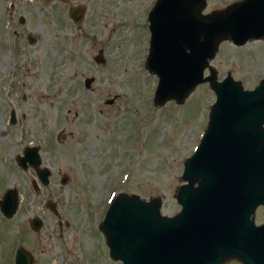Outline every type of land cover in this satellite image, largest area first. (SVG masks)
<instances>
[{
	"label": "rangeland",
	"instance_id": "374dc122",
	"mask_svg": "<svg viewBox=\"0 0 264 264\" xmlns=\"http://www.w3.org/2000/svg\"><path fill=\"white\" fill-rule=\"evenodd\" d=\"M206 1L204 12L233 0ZM76 3L85 6L79 23L68 15ZM152 3L0 0V197L14 185L20 198L14 215L0 210V264H14L20 244L32 264H119L98 225L113 189L159 197L162 213L180 208L174 194L183 160L201 136L215 92L201 82L183 102L153 104L158 77L145 65ZM99 48L104 62L94 58ZM210 64L219 79L230 72L255 84L264 76V37L222 40ZM35 143L51 170L47 185L16 159ZM34 215L43 219L38 230L29 223Z\"/></svg>",
	"mask_w": 264,
	"mask_h": 264
},
{
	"label": "water",
	"instance_id": "95a60500",
	"mask_svg": "<svg viewBox=\"0 0 264 264\" xmlns=\"http://www.w3.org/2000/svg\"><path fill=\"white\" fill-rule=\"evenodd\" d=\"M206 2L155 0L148 13L150 38L145 65L158 77L153 103L163 104L169 99L183 102L197 84L206 81L215 92V100L195 149L183 161L181 183L175 191L182 205L179 211L163 214L159 197L144 199L123 191L109 202L99 227L111 256L121 259V264H220L232 258L244 264H264V222L256 224L253 217L264 193V142L255 149H239L236 141L229 142L226 136L231 121L264 120V77L254 88H244L230 72L219 79L210 64L222 40L242 44L264 37V0H234L204 12ZM68 12L79 23L85 6L72 4ZM94 58L105 61L102 48ZM93 78L84 79L86 87ZM14 121L12 109L10 122ZM39 147L26 145L16 159L23 168L31 165L41 183L48 184L51 170L42 164ZM239 151L245 154L243 183L249 191L248 218L243 233L238 230L232 234L225 227L223 207L213 210L210 193L212 185H220V192L225 191L230 183L231 159ZM32 183L37 189V180L32 179ZM19 199L16 186L5 189L0 197L4 216L15 214ZM46 204L56 211L52 199ZM30 225L38 230L42 225L40 215L31 217ZM33 260L27 248L21 244L16 247L14 264H32Z\"/></svg>",
	"mask_w": 264,
	"mask_h": 264
},
{
	"label": "flooded vegetation",
	"instance_id": "af4514ba",
	"mask_svg": "<svg viewBox=\"0 0 264 264\" xmlns=\"http://www.w3.org/2000/svg\"><path fill=\"white\" fill-rule=\"evenodd\" d=\"M232 77L236 80H239L242 83L244 88L250 89V88L255 87L256 84L259 83V80L264 76L259 77L257 83L251 84V85L246 84L243 81L242 77L241 78L240 77H234V76H232ZM12 109H14V108H11V110ZM11 110H10V113H11ZM14 113H15V121L14 122H16L17 121V115L15 112V109H14ZM9 118H10V115H9ZM9 121H10V119H9ZM231 125L236 126V127H233ZM226 136L228 137L229 142L236 141L239 149L243 148V146H245V148H247V149L248 148L255 149L258 147V144H260L261 142H264V120H254V121H245V122L244 121H231L230 126L226 132ZM244 157H245V154L243 152L239 151L236 153V158L234 160H233V158L231 159V162H230V165L228 168V171L231 175L230 176V183L225 185V191L220 192L222 190V186H220V185H212V187H211L212 191L210 193V195H211L210 204H211L213 210L216 211L218 206L223 207V209L225 210V227H226V229L231 231L232 234L237 233L238 230H241L243 233L245 221L248 218L247 217L248 216V213H247L248 210L247 209H248V204H249V191H248V186H246L243 183V167H244L243 158ZM28 167H30V166H28ZM34 171H35V169H34ZM235 179H238V182ZM239 181H240V183H239ZM262 188L264 190V184L262 185ZM176 189H177V187H176ZM36 190H38V188ZM113 191H114V193L109 197V200L115 193H118V192L123 191V190H120L119 188H117V189H113ZM129 194H132V192ZM174 196H175V194H174ZM142 198L149 199V198H145V197H142ZM109 200L107 201V205L109 203ZM200 200H202V199H200ZM176 201H177V199H176ZM178 203L180 205V208L177 211H179L182 207L181 203L180 202H178ZM55 208H56V206H55ZM105 211H106V209H105ZM105 211L103 212L102 218L104 217ZM53 212L57 213V208H56V211H53ZM253 217H254V222L256 224H261L262 222H264V193L262 194V200L260 202H258V204L255 206ZM29 223H30V220H29ZM42 225H43V221H42ZM239 228H241V229H239ZM109 251H110V249H109ZM32 256H33V254H32ZM33 258H34V256H33ZM114 259L118 260L119 264H121L120 259H116V258H114ZM233 259L238 260L236 258H233ZM34 261H35V259L33 260V262ZM238 261H240V260H238ZM220 264H222V263H220Z\"/></svg>",
	"mask_w": 264,
	"mask_h": 264
}]
</instances>
